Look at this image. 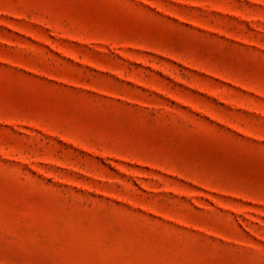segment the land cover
Returning <instances> with one entry per match:
<instances>
[{"label": "rangeland", "instance_id": "obj_1", "mask_svg": "<svg viewBox=\"0 0 264 264\" xmlns=\"http://www.w3.org/2000/svg\"><path fill=\"white\" fill-rule=\"evenodd\" d=\"M0 264H264V0H0Z\"/></svg>", "mask_w": 264, "mask_h": 264}]
</instances>
